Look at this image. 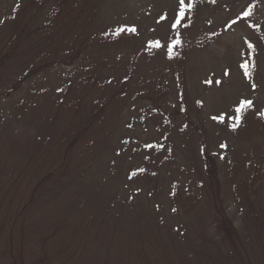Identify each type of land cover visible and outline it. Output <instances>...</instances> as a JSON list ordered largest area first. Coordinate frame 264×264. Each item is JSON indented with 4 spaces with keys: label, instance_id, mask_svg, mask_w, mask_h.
I'll list each match as a JSON object with an SVG mask.
<instances>
[{
    "label": "rangeland",
    "instance_id": "374dc122",
    "mask_svg": "<svg viewBox=\"0 0 264 264\" xmlns=\"http://www.w3.org/2000/svg\"><path fill=\"white\" fill-rule=\"evenodd\" d=\"M0 264H264V0H0Z\"/></svg>",
    "mask_w": 264,
    "mask_h": 264
},
{
    "label": "snow or ice",
    "instance_id": "6c2138e0",
    "mask_svg": "<svg viewBox=\"0 0 264 264\" xmlns=\"http://www.w3.org/2000/svg\"><path fill=\"white\" fill-rule=\"evenodd\" d=\"M180 4H181V7L182 9L184 8L185 6V0H180ZM188 8H191V4H188L187 5ZM181 19H183L185 17V11H181L179 13ZM246 15H250V13H246ZM181 21L180 20H177L175 24H173V27H178L180 25ZM131 31H135V29H131ZM177 43H179L177 41ZM245 67V70H246V75H250V73H248V65L247 63L244 65ZM252 106V102L250 100H245V101H242L241 104H240V107L237 109V111H243L245 108H248V107H251ZM213 119H218L220 121H223L224 117L223 116H219V117H213ZM236 125H233V127H235Z\"/></svg>",
    "mask_w": 264,
    "mask_h": 264
},
{
    "label": "trees",
    "instance_id": "16d2710c",
    "mask_svg": "<svg viewBox=\"0 0 264 264\" xmlns=\"http://www.w3.org/2000/svg\"><path fill=\"white\" fill-rule=\"evenodd\" d=\"M227 232L230 233V227L226 225Z\"/></svg>",
    "mask_w": 264,
    "mask_h": 264
}]
</instances>
